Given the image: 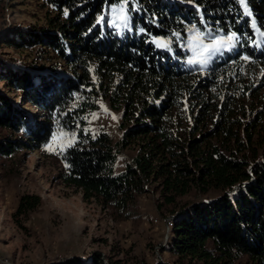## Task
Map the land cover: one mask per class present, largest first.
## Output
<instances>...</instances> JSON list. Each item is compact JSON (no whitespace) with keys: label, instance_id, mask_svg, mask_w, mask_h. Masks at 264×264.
I'll return each mask as SVG.
<instances>
[{"label":"trees","instance_id":"1","mask_svg":"<svg viewBox=\"0 0 264 264\" xmlns=\"http://www.w3.org/2000/svg\"><path fill=\"white\" fill-rule=\"evenodd\" d=\"M114 3L44 0L54 15L47 29L6 35L17 47L47 46L62 64L0 58L2 79L44 113L31 118L0 91V127L19 132L0 138V155L46 143L55 127L73 132L60 153L62 182L120 217L155 184L157 208L173 214L164 247L173 259L152 264H231L241 255L264 264V37L257 32L264 31V0H246L251 15L239 0H135L123 35L97 23ZM190 24L240 40L201 70L186 63ZM158 38L170 39L171 50L158 48ZM99 98L120 110L115 141L88 128ZM124 147L133 153L116 171ZM40 201L22 194L15 215ZM65 264L105 263L93 253L86 263L72 257Z\"/></svg>","mask_w":264,"mask_h":264},{"label":"rangeland","instance_id":"2","mask_svg":"<svg viewBox=\"0 0 264 264\" xmlns=\"http://www.w3.org/2000/svg\"><path fill=\"white\" fill-rule=\"evenodd\" d=\"M53 16L44 0H0V58L22 66L35 61L45 66L62 64L47 46L17 47L8 44L6 36L12 29H47ZM103 16L113 33L123 35L128 30L114 26L119 22L114 21L109 9ZM192 25H188L185 44ZM214 34L224 36L219 32ZM2 78L0 91L31 118L44 117L36 105L26 102L22 93ZM96 104L97 108L87 119L88 128L103 130L113 141L117 140L121 133L120 110L111 109L106 99L99 98ZM61 132L67 135L54 141L53 135ZM72 135L73 132L55 127L46 143L19 149L6 157L0 155V264H65L72 257L86 263L93 253L99 254L105 264L108 257L120 259L122 264L170 262L173 255L164 247L171 238V225L167 221H172L173 214L164 207L157 208L159 195L155 184H149L147 191L129 206L127 215L120 217L111 208L93 199H84L79 189L62 182L61 147L64 149ZM6 136H19V132L0 127V138ZM132 153L133 149L122 148L114 169L119 170L122 161ZM25 193L38 195L40 204L25 214L15 215L19 197ZM210 197L189 194L184 198L207 200ZM231 264L251 262L241 255Z\"/></svg>","mask_w":264,"mask_h":264},{"label":"snow or ice","instance_id":"3","mask_svg":"<svg viewBox=\"0 0 264 264\" xmlns=\"http://www.w3.org/2000/svg\"><path fill=\"white\" fill-rule=\"evenodd\" d=\"M135 0H116V3L110 5V13L114 17V21H118V24L114 23V26H123L124 28H129L130 25V11H134L135 7H129L130 3L134 4ZM241 6L245 9V15H251L248 11V6L246 0H239ZM67 15V13H65ZM104 21V17H100L97 23H102ZM201 22H203V18H201ZM252 26L255 29L256 23L253 20ZM219 32V30H217ZM258 35L264 37V31H260L257 29ZM191 35L188 37L186 48L191 52V57L187 59V64L189 66H195L199 69L203 70L206 68L209 63L222 51H228L236 47L237 43L240 40V36L237 33L231 32L226 36H221L214 34L213 30L210 28H206L203 31L199 29L196 25H192L190 29ZM173 36L179 40V34L173 33ZM153 43L156 44L158 48H163L166 50H171L170 45L172 41L170 39L158 38L154 39ZM259 47V43L256 44ZM242 59L248 60V57H242ZM115 119V117H113ZM67 134L61 132L59 134L53 135V140H57L58 138H62ZM75 141V136L72 135L68 137V142L65 146H71ZM51 150V149H49ZM61 151H63V147H61Z\"/></svg>","mask_w":264,"mask_h":264},{"label":"bare ground","instance_id":"4","mask_svg":"<svg viewBox=\"0 0 264 264\" xmlns=\"http://www.w3.org/2000/svg\"><path fill=\"white\" fill-rule=\"evenodd\" d=\"M167 222H168V223H167L168 225H171L170 220H168Z\"/></svg>","mask_w":264,"mask_h":264}]
</instances>
